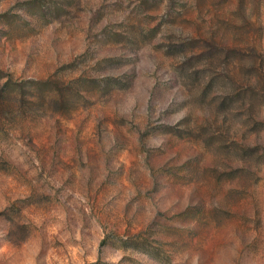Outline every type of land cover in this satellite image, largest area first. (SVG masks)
<instances>
[{
  "label": "rangeland",
  "instance_id": "obj_1",
  "mask_svg": "<svg viewBox=\"0 0 264 264\" xmlns=\"http://www.w3.org/2000/svg\"><path fill=\"white\" fill-rule=\"evenodd\" d=\"M0 264H264V0H0Z\"/></svg>",
  "mask_w": 264,
  "mask_h": 264
},
{
  "label": "trees",
  "instance_id": "obj_2",
  "mask_svg": "<svg viewBox=\"0 0 264 264\" xmlns=\"http://www.w3.org/2000/svg\"><path fill=\"white\" fill-rule=\"evenodd\" d=\"M35 2H27V4H34Z\"/></svg>",
  "mask_w": 264,
  "mask_h": 264
}]
</instances>
